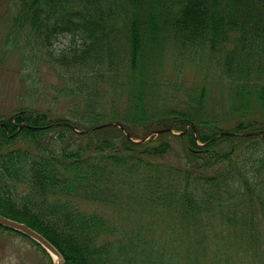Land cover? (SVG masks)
Returning a JSON list of instances; mask_svg holds the SVG:
<instances>
[{
  "label": "trees",
  "instance_id": "obj_1",
  "mask_svg": "<svg viewBox=\"0 0 264 264\" xmlns=\"http://www.w3.org/2000/svg\"><path fill=\"white\" fill-rule=\"evenodd\" d=\"M15 8L11 34L29 32L51 65L80 76L64 95L84 108L54 118L24 106L0 121V214L44 235L66 264H256L264 0H15ZM62 32L83 46L56 58L48 47ZM192 53L216 61L224 108L209 105L206 83L180 84L174 103L152 112L164 60L183 65Z\"/></svg>",
  "mask_w": 264,
  "mask_h": 264
},
{
  "label": "rangeland",
  "instance_id": "obj_2",
  "mask_svg": "<svg viewBox=\"0 0 264 264\" xmlns=\"http://www.w3.org/2000/svg\"><path fill=\"white\" fill-rule=\"evenodd\" d=\"M16 13L15 0H0V121L15 115V112L24 106H33L41 111L48 110L54 118L70 116L69 110L74 107L76 111L83 109L84 103L77 95L71 97L64 95L67 87H75L71 79L80 76L61 73L58 64L51 65V58L48 54L45 56L40 52L35 42L31 40L29 32L21 35L11 34L14 32V29L11 31L12 19ZM52 40L48 50L56 58L63 54H72L75 49L83 46L80 35L68 32L59 33ZM192 54L193 61L183 65L170 57L164 60L155 87L164 95L152 98L151 104L154 109L152 112L174 103L173 95L179 92L180 84L197 89L206 83L210 93L209 105L219 107L218 110L224 108L222 106L226 104L227 94L222 83L227 81L220 76L216 61L207 58L209 53H205L204 56ZM113 88L114 86H111L107 93L111 94L106 98L109 101L112 94L117 93ZM31 95L37 99L31 98ZM110 110L113 111L112 105ZM136 131L138 130L133 129V132ZM231 253L233 256L236 255L234 250ZM258 255L259 260L253 258L256 264H260L264 259V252ZM249 256L251 261L252 255ZM0 264H54V261L31 239L0 230Z\"/></svg>",
  "mask_w": 264,
  "mask_h": 264
},
{
  "label": "water",
  "instance_id": "obj_3",
  "mask_svg": "<svg viewBox=\"0 0 264 264\" xmlns=\"http://www.w3.org/2000/svg\"><path fill=\"white\" fill-rule=\"evenodd\" d=\"M158 133L159 131L156 132V134ZM0 226H4L14 231L20 232L23 235L35 241L36 243H38L50 254V256L54 261V264H66L65 258L58 250V248L51 241H49L44 235H42L35 229L31 228L30 226H28L26 223L19 222L17 220L11 219L9 217L0 214Z\"/></svg>",
  "mask_w": 264,
  "mask_h": 264
}]
</instances>
